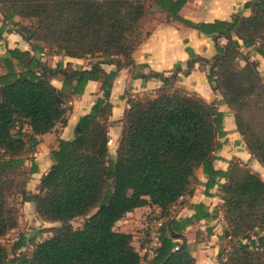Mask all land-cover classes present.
<instances>
[{
	"label": "trees",
	"instance_id": "obj_1",
	"mask_svg": "<svg viewBox=\"0 0 264 264\" xmlns=\"http://www.w3.org/2000/svg\"><path fill=\"white\" fill-rule=\"evenodd\" d=\"M185 3L153 0L169 18L211 36L217 54L208 60L188 49L185 71L177 66L169 75H140L162 86L154 94L130 99L114 159L108 130L111 90L119 70L145 67L136 65L133 54L151 34L137 40L153 5L146 0H0L4 21L30 22L17 27L34 52L7 48L0 53V239L18 227L19 209L10 202L16 196L20 205L35 204L43 224H60L46 228L51 236L41 242L21 234L14 252L33 247L31 256L21 261L0 243V264H143L135 235L116 230V224L146 206L158 207V217L168 219L152 264H197L183 236L193 219L178 221L171 209L193 194L199 169L213 181L226 179L219 186L227 224L220 238L228 240L230 250L219 263L264 264V177L239 160L231 161L226 171L213 168L226 135L224 112L177 85L179 74L188 76L197 63L206 69L212 90L233 111L247 150L264 168V142L244 117L249 99L263 98L264 79L258 63L241 52L242 46L254 47L264 57V0H253L249 17L201 24L180 16ZM4 30L0 28V43ZM222 38L225 45L219 43ZM45 48L70 58H91L89 69L50 67L39 57ZM238 58L244 59L243 67H237ZM103 65L117 69L108 73ZM56 77L63 78V89L53 85ZM90 81L101 84L103 97L79 119L73 140L58 139L53 165L40 179L38 192H29L28 183L37 172L30 154L38 137L67 124L70 98L82 95ZM194 208V219L209 217L203 206ZM79 218L84 222L74 228L72 222Z\"/></svg>",
	"mask_w": 264,
	"mask_h": 264
},
{
	"label": "crops",
	"instance_id": "obj_2",
	"mask_svg": "<svg viewBox=\"0 0 264 264\" xmlns=\"http://www.w3.org/2000/svg\"><path fill=\"white\" fill-rule=\"evenodd\" d=\"M252 4L253 0H186L180 16L194 24L214 23L217 20L230 21L235 15L249 17L252 14ZM151 5H153V0L150 1ZM153 10L156 12L155 15L162 17L164 21L159 22L153 28L150 36L133 54L136 65L145 67L137 70L133 68L119 70L111 90L109 101L112 104V115L108 130L110 150L111 146L114 147V151H111L114 159L116 158V150L122 136L123 127L121 121L129 107L130 99L137 95L154 94L162 86V82L159 80H143L140 75L148 74L150 71L168 73L167 75H169L177 66H180L182 71H185L190 61L188 49L192 50L197 56L208 60H211L217 54L215 42L211 36L202 34L180 21L169 18L166 13L158 10L155 5H153ZM15 20L18 19L15 18ZM8 23L9 21L0 19V28H5L3 33L5 44H0V53H5L7 48H18L22 51H31L34 54L31 50V45L21 35L9 33ZM219 43L225 45L227 40L222 38ZM240 44H242V41H240ZM241 52L242 56L247 55L251 61H256L260 72L264 75V57L254 47L246 48L242 46ZM39 57L53 68L58 67V65H63L66 68L71 64L74 69H89V60L70 58L62 54L49 55L46 48ZM237 61H241L242 66H244L243 58H238ZM103 69L110 73L116 71L117 68L114 65H103ZM178 79H180V81H177L178 86L185 88L191 93H197L208 103H218L221 110L224 111V130L226 135L220 140L222 147L215 154L216 159L212 162L213 168L226 171L231 161L239 160L248 164L264 177V168L252 158L247 150L246 143L237 130L233 113L225 104L221 103L223 100L222 95L212 90L207 80L206 69L197 63L188 76L179 74ZM52 83L58 89H63L62 77L52 79ZM102 97L101 84L96 81L88 82L82 95H74L70 98L69 107L71 111L68 115L67 124H58L52 132L38 137L39 143L33 153L30 154L35 161L37 172L32 175L28 183L29 192H38L40 179L53 165L52 151L56 149L58 139L73 140L78 134L79 119L90 113L93 106ZM25 131H29V128L26 127ZM28 165L30 166V162H28ZM225 182L226 179L222 177H218L213 181L203 169H199L196 173L193 194L180 199L178 204L171 209V217L178 221L193 219L191 225L183 232V236L197 264H220L219 260L222 257V253L227 252L229 248V242L220 238L227 226L221 208L223 200L220 198L219 189V186ZM197 205L204 207L203 211L208 213V218H201V220L193 218L196 214L194 207ZM160 212V209L156 206L138 208L119 221L116 224V230L134 234L135 246L143 250L148 240L146 237L147 233H144L147 222L154 216L158 217ZM23 215L27 217V220L35 218L36 221H40L43 224V221L37 215L35 204L33 202H24L20 207L18 227L13 231L20 229V224L24 220ZM137 231H141V233ZM43 234L51 236L50 232ZM136 238H139V242L136 241ZM41 241L43 240L40 239V241L36 242Z\"/></svg>",
	"mask_w": 264,
	"mask_h": 264
},
{
	"label": "rangeland",
	"instance_id": "obj_3",
	"mask_svg": "<svg viewBox=\"0 0 264 264\" xmlns=\"http://www.w3.org/2000/svg\"><path fill=\"white\" fill-rule=\"evenodd\" d=\"M146 1H147V4L150 6V1L151 0H146ZM155 14H156V12L153 10V7H150L148 9V13H147L146 18L144 19V21L142 22V25L140 27L139 36L137 37V40L138 39L145 40L146 39V35L148 33H151L153 28L159 22H163L164 21V19L162 17H158ZM0 19H3V21H4V18H3L1 13H0ZM17 19L18 20L9 21V23L7 24L8 27H9L8 28L9 33L19 34L18 33L19 27H17V25L20 24V23L23 24V25L30 26V22L28 20H22L20 18H17ZM0 44H5L4 40ZM46 49H47V53L49 55L53 54V49H50V50H49V48H46ZM88 60H91V58H88ZM95 60H97V59L96 58L92 59V61H95ZM86 61H87V59H86ZM236 64H237V67H243L242 64H241V61H239V62L237 61ZM262 76H263V79H264V75L263 74H262ZM178 81H180V79ZM139 97L140 96L137 95L136 97H134L132 99L135 100V99H138ZM216 106H217L218 109L221 110V107H219L218 103H216ZM231 112L233 113V111H231ZM244 117L247 120V122L251 125V127H252L253 131L255 132V134L258 137H260L262 139V141L264 142V96L260 100L257 97H251L249 99V106L244 112ZM111 151H114V147L113 146H111ZM20 199L21 198L17 197V196L15 198L13 197V198L10 199V202L18 207L19 215H20V207H21ZM155 217H157V216H154L153 218H155ZM23 218H24V220H22V224H20V229L19 230L11 231L6 237H3V238L0 239V243L2 245H4L8 249V251L10 253V256L18 259V261H21V259H23L24 257L31 256L32 251H33V247L28 245L24 249L19 251L18 254H16L14 252L15 241L17 240V238L21 234H25L29 238L36 237V239H37L36 241H40V239L44 240L46 237H50V236H46L47 234L46 235L43 234V233H47V232H45L44 228L59 227L60 226V224H58V223H55V224H52V223L42 224L40 221H36L35 218L32 219V220H27L26 219L27 217H24V215H23ZM83 222H84V219L83 218H79V219L74 220L72 222V225H73L74 228H77V227H80V225ZM42 227H44V228H42ZM141 231H143V230H141ZM141 231H137V232L141 233ZM146 232L149 233L148 230H145L144 233H146ZM39 233L41 235H38ZM136 237H138V236L136 235ZM136 241L139 242V238H136ZM229 250H230V246H229L227 251H229ZM226 256H227V252L222 253V258H226Z\"/></svg>",
	"mask_w": 264,
	"mask_h": 264
},
{
	"label": "built area",
	"instance_id": "obj_4",
	"mask_svg": "<svg viewBox=\"0 0 264 264\" xmlns=\"http://www.w3.org/2000/svg\"><path fill=\"white\" fill-rule=\"evenodd\" d=\"M167 223V219L163 217H155L151 218L146 225V230L149 231L147 233V244L141 250L142 255L144 257L143 264H152V260L157 255V250L161 246V240L163 235V227ZM178 247L175 248L177 250Z\"/></svg>",
	"mask_w": 264,
	"mask_h": 264
}]
</instances>
